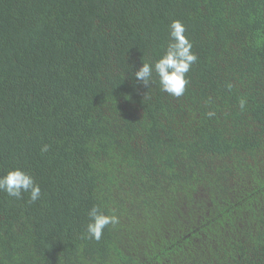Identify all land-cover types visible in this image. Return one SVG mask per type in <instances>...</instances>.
Returning <instances> with one entry per match:
<instances>
[{
	"label": "trees",
	"instance_id": "1",
	"mask_svg": "<svg viewBox=\"0 0 264 264\" xmlns=\"http://www.w3.org/2000/svg\"><path fill=\"white\" fill-rule=\"evenodd\" d=\"M173 20L179 98L130 74ZM11 168L41 196L0 191V264H264V0H0ZM93 206L118 220L98 241Z\"/></svg>",
	"mask_w": 264,
	"mask_h": 264
},
{
	"label": "clouds",
	"instance_id": "2",
	"mask_svg": "<svg viewBox=\"0 0 264 264\" xmlns=\"http://www.w3.org/2000/svg\"><path fill=\"white\" fill-rule=\"evenodd\" d=\"M184 33V25L179 20H173L169 25V39L163 53L154 61H142V65L130 73L135 81L149 87L155 75L162 91L177 98L182 96L188 83L186 74L197 61V56L192 51V43ZM47 149L48 146L44 145L41 151L46 152ZM0 191L17 199L23 193H28L32 202L41 196L39 185L29 173L20 168L8 169L0 175ZM88 216L86 231L97 241L106 226L118 222L117 217L104 214L96 206L89 210Z\"/></svg>",
	"mask_w": 264,
	"mask_h": 264
}]
</instances>
